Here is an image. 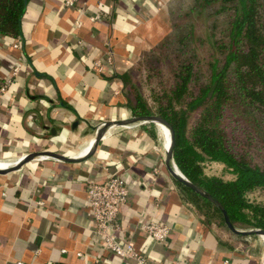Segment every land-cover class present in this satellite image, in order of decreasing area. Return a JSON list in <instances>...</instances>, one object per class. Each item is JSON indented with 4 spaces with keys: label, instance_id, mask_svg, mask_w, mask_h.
I'll use <instances>...</instances> for the list:
<instances>
[{
    "label": "crops",
    "instance_id": "0c3cea01",
    "mask_svg": "<svg viewBox=\"0 0 264 264\" xmlns=\"http://www.w3.org/2000/svg\"><path fill=\"white\" fill-rule=\"evenodd\" d=\"M159 2L26 1L20 38L0 36V78L18 67L0 94V164L44 150L81 157L98 123L134 116L122 75L167 32ZM160 128L112 126L84 160L37 157L0 174V264H134L103 248L87 207V183L111 174L128 184L118 237L146 264H264L263 237L235 234L185 198L165 166ZM151 219L170 226L165 242L141 230Z\"/></svg>",
    "mask_w": 264,
    "mask_h": 264
},
{
    "label": "trees",
    "instance_id": "16d2710c",
    "mask_svg": "<svg viewBox=\"0 0 264 264\" xmlns=\"http://www.w3.org/2000/svg\"><path fill=\"white\" fill-rule=\"evenodd\" d=\"M212 2L230 13L226 40L212 41L222 56L208 60L204 77L187 58L173 69L171 84L156 94L155 108L139 92L135 91L134 102L131 89L126 93L134 115L154 114L171 124L178 170L220 201L235 227L264 229V165L231 148L225 125L227 117L240 111L251 114L257 124L264 119V0H198L197 4L206 8ZM24 10V0H0V36L20 38ZM128 76L122 75L124 86ZM213 164L231 177L208 174ZM181 188L207 220L216 215L227 229L217 206L191 188L182 184Z\"/></svg>",
    "mask_w": 264,
    "mask_h": 264
},
{
    "label": "rangeland",
    "instance_id": "374dc122",
    "mask_svg": "<svg viewBox=\"0 0 264 264\" xmlns=\"http://www.w3.org/2000/svg\"><path fill=\"white\" fill-rule=\"evenodd\" d=\"M197 1L160 0L159 6L163 7L167 17L168 30L155 44L141 52L129 70L125 91L131 89L130 98L133 102L137 91L149 106L155 108L156 94L171 84L173 69L180 62L192 58L195 69L203 73V78L208 60L212 56H222L212 41L226 40L230 10H219V2L201 8ZM1 81L2 84L4 80ZM258 123H255L251 114L242 111L225 120L231 148L248 155L253 162L264 165V119ZM206 172L216 173L224 179L231 177L216 164ZM215 219L220 221L216 215L211 220Z\"/></svg>",
    "mask_w": 264,
    "mask_h": 264
},
{
    "label": "built area",
    "instance_id": "2783aa9c",
    "mask_svg": "<svg viewBox=\"0 0 264 264\" xmlns=\"http://www.w3.org/2000/svg\"><path fill=\"white\" fill-rule=\"evenodd\" d=\"M75 0H65L68 6H73ZM160 3V2H159ZM14 44V47H17ZM110 63V57L107 58ZM104 65L97 63V70L103 72ZM18 67H13L11 73L2 78L3 83L0 86V94L4 93L7 86L17 73ZM101 121L98 124H102ZM87 207L94 223V233L100 239L103 248L123 259L132 260L134 264H146V256L141 249L135 247L133 241H122L118 237L119 226L117 217L122 206L128 203V184L127 181L118 174L108 175L103 180H90L86 186ZM42 204L41 201L38 202ZM141 230L155 242H165L169 233L170 226L158 220L151 219L148 222L140 224ZM16 264H22L18 261ZM168 264H184L170 262ZM222 264H230L225 259Z\"/></svg>",
    "mask_w": 264,
    "mask_h": 264
},
{
    "label": "water",
    "instance_id": "95a60500",
    "mask_svg": "<svg viewBox=\"0 0 264 264\" xmlns=\"http://www.w3.org/2000/svg\"><path fill=\"white\" fill-rule=\"evenodd\" d=\"M26 1L27 0H24L25 4H26ZM133 123H154V124H162V125L166 126L169 130V133H170V138H169L170 141H169L168 147L166 148L164 163H165L167 170L172 175V177L174 179H176L178 182H180L181 184L191 188L193 191L197 192L198 194H200L204 198L208 199L215 206H217L219 208V210L221 211V214L223 216L224 223H225L226 227L231 232L238 234V235H245V236L259 235V236L264 238V229H261V228L239 229V228L235 227L232 224V222L230 221L229 216L227 214V211L225 210V208L223 207L221 202L216 200L215 198H213L211 196V194H209L203 188H201V187L195 185L194 183L190 182L178 170V168H177V166L173 160V148H174V144H175V133H174L173 127L171 126V124L166 119H164L161 116L154 115V114L153 115H134V116L127 118V119H121V120H115V121H112V120L103 121L102 124H97L94 127L95 132H94V138H93L92 144H91L90 148L88 149V151L81 157L66 156V155H63L61 153H57V152L50 151V150L31 152V153H28V154L22 156L20 159H18L9 168L0 169V174H6L8 172L17 170L23 164H25V163L29 162L30 160L37 158L39 156L51 157L54 159L65 161V162H76V161L84 160L94 153V151L96 150L100 140L103 138V136L109 130L110 127L116 126V125L117 126H126V125H130ZM76 124H77V121L74 123V126ZM263 262H264V254H263Z\"/></svg>",
    "mask_w": 264,
    "mask_h": 264
},
{
    "label": "bare ground",
    "instance_id": "6f19581e",
    "mask_svg": "<svg viewBox=\"0 0 264 264\" xmlns=\"http://www.w3.org/2000/svg\"><path fill=\"white\" fill-rule=\"evenodd\" d=\"M158 126H160L161 128V133L163 135L164 140L166 141V146L165 149L168 147L169 145V141H170V133L169 130L166 126L162 125V124H157ZM72 156H77V155H72ZM40 158H47L46 156H39L38 159ZM11 165H4V164H0V169H7L9 168Z\"/></svg>",
    "mask_w": 264,
    "mask_h": 264
}]
</instances>
